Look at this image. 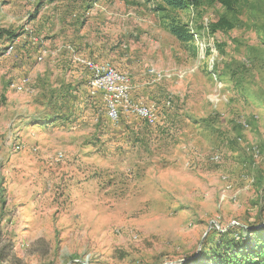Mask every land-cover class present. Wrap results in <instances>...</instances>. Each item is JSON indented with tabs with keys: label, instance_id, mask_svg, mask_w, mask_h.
<instances>
[{
	"label": "rangeland",
	"instance_id": "rangeland-1",
	"mask_svg": "<svg viewBox=\"0 0 264 264\" xmlns=\"http://www.w3.org/2000/svg\"><path fill=\"white\" fill-rule=\"evenodd\" d=\"M220 18L234 28L212 33ZM0 29L17 36L0 39V264H175L212 222L204 241L262 228L264 0H0ZM75 56L127 75L155 122L111 123Z\"/></svg>",
	"mask_w": 264,
	"mask_h": 264
},
{
	"label": "trees",
	"instance_id": "trees-1",
	"mask_svg": "<svg viewBox=\"0 0 264 264\" xmlns=\"http://www.w3.org/2000/svg\"><path fill=\"white\" fill-rule=\"evenodd\" d=\"M164 7L173 10L188 8L197 9L201 0H158ZM210 4L217 3L226 10L233 12L240 0H205ZM163 10L158 5L156 11ZM212 33L227 32L234 28L233 24L225 18H220L210 24ZM169 33L179 44H188L193 41V35L185 25L171 20L168 24ZM14 42L17 36L9 31L0 29V39ZM263 233V234H262ZM215 237L210 241H204L201 256H207L208 264H264V226L261 229H253L250 225L245 230L241 228H228L224 232L214 231ZM256 235L255 239L251 236ZM207 238V237H206ZM7 256L0 257L3 262ZM197 259L191 263H196Z\"/></svg>",
	"mask_w": 264,
	"mask_h": 264
},
{
	"label": "built area",
	"instance_id": "built-area-1",
	"mask_svg": "<svg viewBox=\"0 0 264 264\" xmlns=\"http://www.w3.org/2000/svg\"><path fill=\"white\" fill-rule=\"evenodd\" d=\"M34 42L36 43L37 40L34 39ZM12 50L13 46L11 45L6 49V55L10 54ZM199 52L203 57L204 49L202 47H200ZM74 58L78 64L82 65L86 71H88L90 76L89 88L91 90V95H100L102 97L106 107L107 119L111 123H118L121 116L133 117L149 123L155 122L156 116L152 105H143L140 102H134L131 99V88L127 75L117 72L109 63L95 62L76 56ZM37 60L40 62L42 60V55H40ZM27 83V79L23 78L18 82L12 83L11 89L16 93H22L25 91ZM242 125L244 128H248L245 123H242ZM19 149L20 146L18 144L15 146V151ZM249 152L253 160V166L255 167L260 160L261 152L255 147L249 149ZM210 161L214 164H219L220 156L215 154L210 158ZM223 181L225 185L224 191H229L231 186L227 182L226 177L223 178Z\"/></svg>",
	"mask_w": 264,
	"mask_h": 264
},
{
	"label": "water",
	"instance_id": "water-1",
	"mask_svg": "<svg viewBox=\"0 0 264 264\" xmlns=\"http://www.w3.org/2000/svg\"><path fill=\"white\" fill-rule=\"evenodd\" d=\"M211 225H214L217 229H219L218 226H217V224H215L214 222L210 223L208 229L206 230V232H205V233L203 234V236H202V239H201L200 244H199V246H198V248H197L196 254H195L192 258H189V259H186V260H181V261H179V262H176L175 264H184V263H186V262H192L193 260L197 259V257H198L199 254H200L202 244H203L204 240L206 239V237H207L209 231L211 230ZM237 226H238V225H237ZM263 226H264V225H262V227H263ZM228 228H231V227H228ZM228 228H226V229H224L223 231H220V232L222 233V232L226 231ZM242 228H243V229H246V227H242Z\"/></svg>",
	"mask_w": 264,
	"mask_h": 264
}]
</instances>
